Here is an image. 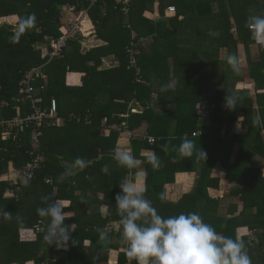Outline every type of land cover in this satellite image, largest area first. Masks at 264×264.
Segmentation results:
<instances>
[{
	"label": "trees",
	"instance_id": "16d2710c",
	"mask_svg": "<svg viewBox=\"0 0 264 264\" xmlns=\"http://www.w3.org/2000/svg\"><path fill=\"white\" fill-rule=\"evenodd\" d=\"M156 2L159 16H165L170 5L176 7V14L166 20L144 16L148 8L156 11ZM254 8L255 14L251 12ZM83 10H88L94 23L90 35L107 43L94 45L87 40L90 35L79 32L75 39L69 40L62 54L52 59L50 40L66 33L73 23L68 20L70 13ZM32 14L36 17L35 27L26 29L19 42L14 43L13 36L21 21ZM11 15L19 17L16 24L0 25V121L23 117L32 111L31 100L21 93L20 87L25 86L24 80L34 68L31 84L36 87V96L43 98L40 106L49 109L51 100L55 99L57 118L42 126L35 122L17 126L0 124V264H109L112 250L119 254L117 264H129L115 196L121 192L120 182L134 181L138 169L119 167L112 155L98 157L102 150L116 149L121 128L126 126L134 131L145 119L150 121L149 133L157 135L158 140L150 145L145 140L131 139L132 154L143 162L146 197L159 214L167 218L195 212L225 236L235 238L238 232L248 245L252 264H264V175L257 162L258 154L264 149V135L254 117L255 101L261 116L264 115V47L260 46L259 60H254L250 44L255 41L245 27L249 16H264V0H128L127 4L125 0H97L95 4L91 0H0V17ZM190 27H196L198 33L205 32L204 28L218 32L217 39L221 40V47L228 48V57L235 55L239 60L237 45L245 44L249 73L255 82V100L249 91L237 90L238 82L244 80L241 74H229L222 88L220 83L212 82L213 90L212 84H206L209 74L189 70L182 74L194 55L182 59V55L173 54L166 47L175 34ZM144 38L154 39L147 48L141 44ZM132 52L136 54L137 66L141 67V79L147 83L137 82L136 66L131 64ZM109 55L117 59L114 66H102V57ZM172 56H175L174 73L183 88L177 84L175 91L160 90L175 95L176 101H160L157 106L163 111L160 112L150 105L154 86L145 75V68L152 65L159 75L169 73ZM228 57L220 64H228ZM228 67L232 69L229 64ZM69 71L84 73L80 85L67 84ZM228 94L238 99L235 108L223 110ZM133 99L145 106L143 111H132ZM203 99L213 105L208 116L195 109ZM239 111L245 113L243 124L248 127V133L244 138L249 142L245 144L243 138L232 159L235 142L227 140V136L217 138L209 134L215 122L219 128L225 122L234 123ZM111 126L114 128L108 135L102 133L103 127ZM38 130L43 132L35 144L33 136ZM185 136L194 142L197 151L203 149L207 153V161L197 160L195 156L179 158L177 149ZM147 146L161 160L158 170H153L145 159L147 155L142 154ZM39 155L43 157L41 165L25 186L26 178L20 171ZM11 163L19 170V176L5 178L3 175L9 172ZM218 163L226 170L228 180L238 182L232 190V195L244 205L238 214H235L236 204L209 194L210 187L220 186L221 178L213 174ZM104 165H109L108 172L102 171ZM183 165L197 173V182L178 201L167 199L166 186L175 181ZM68 171L71 175L61 182L60 175ZM8 189H13V196H6ZM161 195L164 200L160 199ZM42 197L70 201L64 211L72 218L65 223L74 231L65 248L44 240L48 220L37 214L38 208L47 207ZM4 211L12 214L11 220L3 218ZM38 224L40 230L36 229ZM100 229L109 233L110 242L106 245L99 240ZM26 233L33 236L25 238ZM50 247L58 249L57 257L48 258Z\"/></svg>",
	"mask_w": 264,
	"mask_h": 264
},
{
	"label": "clouds",
	"instance_id": "9594fccd",
	"mask_svg": "<svg viewBox=\"0 0 264 264\" xmlns=\"http://www.w3.org/2000/svg\"><path fill=\"white\" fill-rule=\"evenodd\" d=\"M35 23V14L22 20L13 36V42L18 43L20 35L26 29L35 27ZM245 27L251 32L255 43L264 47V16H249ZM227 62L234 72H240L239 60L235 55H229ZM169 89L175 91V83H169L161 90ZM237 99L235 95L228 94L227 107L235 108ZM163 148L166 151V147ZM177 152L181 159L195 156L197 160L203 158L207 161V153L203 149L197 151L194 142L187 136L183 138ZM114 159L119 167L130 171L140 169L143 163L131 152L120 148L116 149ZM145 159L153 170L161 167V160L154 150ZM102 171L108 172L109 165H104ZM69 175L70 171L64 172L59 180L63 182ZM29 182L30 177L24 179L25 186ZM120 189L115 201L122 227V243L126 245L129 264L132 261L136 264H252L248 245L238 232L235 238L225 236L213 225L205 223L203 217L195 212L165 218L146 197L145 187L125 179L120 182ZM160 199L164 200V196L161 195ZM42 201L47 207L38 208L37 214L48 220L44 240L49 245L65 248L74 231L71 225L65 223L72 218L64 211L68 205L60 199L53 201L51 197H42ZM2 216L6 220L12 219V214L7 211ZM99 240L105 245L110 242L107 229L99 230Z\"/></svg>",
	"mask_w": 264,
	"mask_h": 264
},
{
	"label": "crops",
	"instance_id": "0c3cea01",
	"mask_svg": "<svg viewBox=\"0 0 264 264\" xmlns=\"http://www.w3.org/2000/svg\"><path fill=\"white\" fill-rule=\"evenodd\" d=\"M155 4V12H152V9L148 8L146 9L143 13L144 16H146L147 18H151V19H158V20H166V18L168 17H172L175 14L172 13H168L167 12V8L165 9V16L161 17L159 16V8L157 5V2L154 3ZM154 6V5H153ZM168 7V6H167ZM87 18L85 20V24L83 26V30L86 32V35H90L91 31L94 28V23L90 17V15H86ZM12 17V20H8L9 18ZM76 17L77 14L76 13H70L69 14V18L68 20L70 21H76ZM15 18H17V20H15ZM19 21V17L17 15H11L9 17H0V25L3 23H8V24H16ZM231 22L234 24V19H231ZM205 32L202 33H198V30L196 28L191 29V30H187L186 32H179L177 34L174 35V39H172V42L169 44L167 43L166 49L168 51H171L173 54L176 55H182L181 58H185L187 56H193L194 57H204V58H211V57H217V59L219 60V63L222 62V60H224L225 58L228 57V48L226 46L221 47L220 43L221 40L217 39L219 33L216 31H213L211 29L208 28H204ZM233 31H235V28L232 29ZM135 34V32H133V35ZM217 39V40H216ZM89 43H94V45H102L107 43L106 40L100 39L98 37H95L93 35H90L89 39L87 38ZM154 40L153 38H144L141 40V44L144 47H148L149 44L151 43V41ZM215 42V43H214ZM84 46H86L84 48V50H87L88 48V44H85ZM239 46H242L244 49L242 52H238L239 54V64L241 62H243V60L245 59V64L246 66H242V70L243 68L247 70V65H248V61H247V54H246V47L245 45H243V43H239ZM194 48V49H193ZM258 48V50H257ZM252 50H257V52L253 53ZM250 51H251V56L254 59L253 56H256L257 58H255L254 60H259L260 58V45H257L255 42L250 44ZM138 52V51H137ZM140 52V50H139ZM183 53V54H181ZM135 54V52H134ZM190 54V55H189ZM256 54V55H255ZM259 54V55H258ZM259 56V58H258ZM135 58H136V54H135ZM175 56L170 57V63H171V71H168L169 73H162L161 71V75H159V73L157 72V69H155V67H153L152 65L150 66H146L145 68V75L151 80L153 81V91H152V95H151V101H150V105L154 107V109L159 110L160 112H163L161 109H159L157 106L160 103V101H164V102H170L172 100L173 103H175V95H166L167 93H161V89L169 84V83H175V85H179L180 84V79L179 76L176 75L174 73V71H176V68L174 67V61H175ZM116 57L115 55H109V56H103L102 57V66H106V67H113L114 63L116 62ZM212 61L208 64H211ZM207 65V63H205ZM156 66V65H154ZM138 67L137 66V61H136V70ZM147 68H149L147 70ZM194 71V70H192ZM219 73V71L213 70V73ZM181 73V72H179ZM83 72H78V71H69L67 74V84L69 85H80L82 83V76H83ZM138 74V73H137ZM183 74V71H182ZM210 74V73H208ZM141 73L138 74V78L141 79ZM240 75V73H239ZM242 75V74H241ZM159 76V77H158ZM244 76V75H243ZM146 82V79H141L140 82ZM139 82V81H137ZM220 82V80H219ZM151 83L150 81H148V84ZM180 87L183 88V86L180 84ZM196 89L197 86L193 87V89ZM171 90V89H169ZM237 90H247L249 91V94L254 98V100L256 99V90H255V82L253 81V79L251 78L250 80L247 79L246 76H244V80L238 82L237 85ZM182 94L183 91L181 92ZM180 93V94H181ZM169 94V93H168ZM173 94V93H172ZM181 94V95H182ZM181 96V100H182ZM116 101H120L119 99H116ZM203 102H208V100L203 99L202 101H199L195 106V109L197 110L198 113H200L201 115H205L208 116L211 113V107L209 109L206 110H202L199 111L197 106L200 103ZM214 104V103H213ZM255 119L257 120V124L261 125V131L264 135V120H263V116H261L260 111L258 109L257 103L255 101ZM225 107V108H224ZM131 108L133 112H141L144 110L145 106L142 105L140 103V101H138L137 99H133L131 101ZM223 110L227 109V105H223L222 106ZM153 115V114H152ZM155 116H157L155 114ZM237 116V120L234 121V123H227L225 122L224 125L222 127H224L222 135L227 136V140H233L235 142V147L232 151V159L235 157L236 153H237V148H239L240 143L243 141V138L246 137L247 133H248V127L246 125L243 124L244 119H245V113L243 111H239L236 114ZM159 117V116H157ZM156 117V118H157ZM251 117L253 118V114L251 115ZM58 119H60L59 124L63 123L61 117L58 116ZM157 120H160L159 118ZM105 122V120H104ZM149 125H150V121L148 119H145L143 121V123L137 127L134 132L140 133V134H149L152 136L157 137V135H154L152 133H149ZM210 127V126H209ZM221 128L218 127V125L212 129L210 132L211 134L209 135H214V136H218L220 134ZM114 126L111 127H103L102 128V133L108 135L111 130L113 129ZM200 131V130H199ZM126 136V137H125ZM159 137V136H158ZM131 137L128 134H124L122 132H120V138L117 141V148H120L122 150H127L131 153H133V147L131 144ZM244 142L245 144L248 143V139L244 138ZM151 150L148 148V146L142 150V154L143 155H148L151 154ZM261 152V151H260ZM257 162L259 164V166H261V170L263 172L264 175V149L262 150V153L258 154L257 157ZM188 166H184L182 167V169H179V171H177L176 176H175V181L173 183H169L166 186V197L167 199L173 200V201H178L183 194L185 193H189L191 190H193L196 182H197V173L196 172H190L187 170ZM214 175H218L221 180H220V186L219 188L215 189L210 187L209 188V194L212 197H219L222 198L223 201H228L231 202L232 204H236L238 208L235 214H238L242 209H243V202L237 197L232 195V190L233 188H235L236 186H238V182L236 180L234 181H230L226 178L225 176V172L226 170L223 168V166L218 163L215 168H214ZM18 171L17 169L14 168L13 164H10V170L8 173L4 174L3 177L5 178H14L12 176H16L18 175ZM137 172L139 173V175H136L135 180H130V182H135L138 183L139 186L145 187L146 183H145V171L144 169H138ZM14 192L13 189H8L6 192V196H13ZM99 196L101 197L102 195L99 194ZM230 196V198H229ZM65 202L66 205L69 206L70 201L69 200H63ZM228 216H231V213H227ZM49 251H53L55 253V255H57V251L58 249L56 247H50ZM118 252L116 250H112L110 253V258H109V264H117L118 263ZM57 257V256H56ZM49 258V256H48ZM51 258H55L54 255Z\"/></svg>",
	"mask_w": 264,
	"mask_h": 264
},
{
	"label": "built area",
	"instance_id": "2783aa9c",
	"mask_svg": "<svg viewBox=\"0 0 264 264\" xmlns=\"http://www.w3.org/2000/svg\"><path fill=\"white\" fill-rule=\"evenodd\" d=\"M97 0H91L92 4H95ZM126 4L128 0H125ZM70 8V7H69ZM71 10V9H70ZM125 12L128 10V7L126 6L124 8ZM176 7L174 5H170L167 7V12L175 14L176 13ZM88 10H83L77 14L76 21L73 22L66 30V33L59 38H52L50 40V57L53 59L54 57H59L63 49L67 46L69 40L75 39L76 35H78L79 32H83L86 34V32L83 30L84 22L87 18ZM131 64L133 66H136V58L134 52H132L131 55ZM33 71H36V68H34L32 71H30L29 75L24 80L25 86H21L20 91L21 93L28 99L31 100V108L32 111L23 117H16L11 120H3L0 121L1 123L8 124L9 126H17V125H29L32 122H35L37 125L42 126L43 124L50 125L53 120L57 118V102L55 99L51 100V106L49 109H44L40 106V103L43 101V98L40 96H36L35 91L36 87L31 84V80L34 79L35 76H33ZM137 73H141V69L137 68ZM41 75V74H40ZM38 76V75H37ZM137 81H141L140 78H137ZM42 89L45 88V85L41 86ZM213 105H210L208 102H203L198 104L197 108L199 111L209 109ZM1 119V118H0ZM105 121H107V118H105ZM42 130H38L37 133L33 136V140L35 144L39 142V137L42 135ZM120 132L128 134L132 139L137 138L140 140H145L148 142V144L153 145L157 142L158 138L149 134H140L137 132H134L132 130H129L126 126L124 128L120 129ZM196 134V133H195ZM43 160L42 156H36L33 158L31 162H29L24 170H21L20 173L23 174L24 178H32L35 174V170L40 167L41 162ZM19 175H16L14 178H16ZM48 182H51L50 179H47ZM37 230H40V224L36 226Z\"/></svg>",
	"mask_w": 264,
	"mask_h": 264
},
{
	"label": "rangeland",
	"instance_id": "374dc122",
	"mask_svg": "<svg viewBox=\"0 0 264 264\" xmlns=\"http://www.w3.org/2000/svg\"><path fill=\"white\" fill-rule=\"evenodd\" d=\"M255 11V8L254 9H252L251 10V12L253 13V14H255L256 12H254ZM8 20H12V17L11 18H9ZM15 20H17V18H15ZM196 28V27H195ZM191 29H194V28H192V27H190V28H188L187 30L189 31V30H191ZM197 29V28H196ZM86 32H87V30H86ZM215 43V42H214ZM89 44V43H88ZM243 45H245V44H243ZM243 47L242 46H239V44L237 45V51L239 52H242L243 51ZM257 50H258V48H257ZM257 50H252V52L253 53H255V52H257ZM261 54V53H260ZM256 55V54H255ZM259 55V54H258ZM254 57V59L255 58H257L256 56H253ZM258 58H259V56H258ZM212 61V63L211 64H208V63H210ZM201 62H203L202 64H201ZM205 63H207V65L205 64ZM191 66V67H190ZM242 66H246V64H245V59L243 60V62H241L240 64H239V67H240V74H242V75H244V76H246L247 77V79L248 80H250L251 79V74L249 73V66L247 65V70H246V68L244 69L243 68V70H242ZM218 70L219 71V73H213V70ZM187 70H189V71H192V70H194L195 71V73L196 74H200V75H204V74H208V73H210L209 74V76L207 77V82H206V84L207 85H210V84H212L211 85V88H212V90H213V83L215 82V84H219V86L222 88V84H223V82L224 81H226L225 79L227 78V76L229 75V74H234V75H238L239 73H236V72H234L233 71V69H230L229 67H228V64L227 63H222V64H220L219 63V60L217 59V57H211V58H204V57H194V60L192 61V63L191 64H189L188 65V67L183 71V73L185 72V71H187ZM219 80H220V82H219ZM254 81V80H253ZM213 82V83H212ZM225 108V107H224ZM235 116V115H234ZM217 126V124H216V122L214 123V124H212V129H214L215 127ZM223 126V125H222ZM223 129H224V127H222V129H221V131H220V134H219V137L217 136V138H224V135H222V132H223ZM126 137V136H125ZM120 138V137H119ZM12 177H15V175L14 176H12ZM135 183V182H134ZM242 232H244V230H242ZM246 233V232H245ZM27 235H25V238H29V237H31V236H33V235H31V234H28V233H26ZM35 237V236H34ZM33 238V237H32ZM53 255H54V257H56V255H55V253L53 252V251H48V256H50V257H53Z\"/></svg>",
	"mask_w": 264,
	"mask_h": 264
},
{
	"label": "water",
	"instance_id": "95a60500",
	"mask_svg": "<svg viewBox=\"0 0 264 264\" xmlns=\"http://www.w3.org/2000/svg\"><path fill=\"white\" fill-rule=\"evenodd\" d=\"M258 130L261 131V125H258ZM116 153V149H106V150H102L100 152V156L98 157V159H101L104 155H112L115 156Z\"/></svg>",
	"mask_w": 264,
	"mask_h": 264
}]
</instances>
